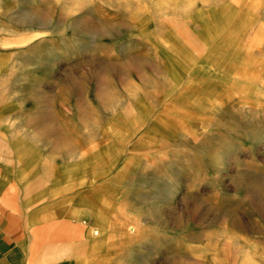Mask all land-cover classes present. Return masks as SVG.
I'll return each mask as SVG.
<instances>
[{"label":"rangeland","instance_id":"1","mask_svg":"<svg viewBox=\"0 0 264 264\" xmlns=\"http://www.w3.org/2000/svg\"><path fill=\"white\" fill-rule=\"evenodd\" d=\"M22 142L32 187L48 143L93 180L110 264H264V0H0V157Z\"/></svg>","mask_w":264,"mask_h":264},{"label":"crops","instance_id":"2","mask_svg":"<svg viewBox=\"0 0 264 264\" xmlns=\"http://www.w3.org/2000/svg\"><path fill=\"white\" fill-rule=\"evenodd\" d=\"M21 145L26 148L17 149L15 163L0 157V264H110L98 233L106 225L86 201L93 180H76L73 188L61 177L64 165L52 158L54 148L48 143L47 161L56 176L51 175L44 186L32 187L26 160L40 163L43 154H37L31 143Z\"/></svg>","mask_w":264,"mask_h":264},{"label":"bare ground","instance_id":"3","mask_svg":"<svg viewBox=\"0 0 264 264\" xmlns=\"http://www.w3.org/2000/svg\"><path fill=\"white\" fill-rule=\"evenodd\" d=\"M227 2H228V1H227ZM247 4H248V3H247ZM217 39H218V38H217ZM217 39H216V40H217ZM213 41H214V40H213ZM213 41H212V42H213ZM246 46H247V45H246ZM240 49H241V48H240ZM184 60H185V59H184ZM163 101H164V100H163ZM164 102H165V101H164ZM83 112H84V111H83ZM83 114H84V113H83ZM82 117H83V116H82ZM163 127H164V126H163ZM203 145H204V144H203ZM217 203H218V202H217ZM85 207H86V206H85ZM254 210H255V209H254ZM87 216H88V215H87Z\"/></svg>","mask_w":264,"mask_h":264}]
</instances>
